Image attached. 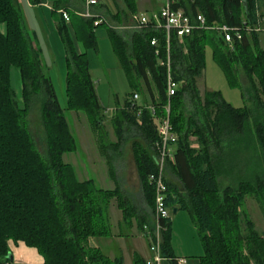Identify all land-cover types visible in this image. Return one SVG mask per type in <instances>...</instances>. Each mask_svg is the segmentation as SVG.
Returning <instances> with one entry per match:
<instances>
[{"label": "trees", "instance_id": "1", "mask_svg": "<svg viewBox=\"0 0 264 264\" xmlns=\"http://www.w3.org/2000/svg\"><path fill=\"white\" fill-rule=\"evenodd\" d=\"M195 1L180 0L178 7L192 15L203 14L211 24L220 22L240 27L243 38L232 50L221 36L203 30L185 37L182 43L176 37L170 42L173 74L181 82V88L170 100V122L178 141L175 164L169 165L183 190L167 182V204L189 214L204 250L199 264H264V235L248 219L246 228L242 229L246 198L253 195L264 202V47L262 34L248 33L246 28L256 27L259 17L264 18V0ZM30 2L39 4V0ZM122 2L127 12L137 13L136 0ZM115 19L122 22L120 14ZM0 23L5 27L0 31V264L13 263L10 241L23 242L35 249L44 264H125L122 256L111 260L88 247L89 238L110 235L103 217L109 205L107 197L113 193L97 190L93 182L81 183L74 169L62 161L65 154L78 150L77 140L54 84L44 74L39 48L28 32L18 0H0ZM71 27L85 53H77L68 25L58 20L57 30L66 50L68 71L66 110L84 112L90 124L98 126L105 115L87 60L88 50L97 47L96 29L91 21L74 14ZM107 31L133 93L141 94L143 82L151 95L148 102L141 94L143 105L154 106L157 115L164 116L168 104L167 71L158 64L151 46L152 38L158 36L161 58L165 59L163 35L143 31L126 41L114 29L107 27ZM207 49H211L230 86L241 89L252 106L234 108L219 92L201 95L197 84L206 68ZM12 69L20 73L23 107L12 88ZM242 76L249 84L245 92ZM38 94L43 98L47 158L39 154L26 127L31 98ZM127 105L126 100L119 111L121 116L117 114L114 119V126L120 140L124 139L125 129L143 139L145 145L135 148V157L147 198L153 204L154 190L149 177L156 171L157 131L149 110H143L139 124L136 115L127 112ZM191 136H197L199 149H189L187 142ZM113 150L119 151L120 146ZM105 154L110 158L109 153ZM109 168L113 174V166ZM221 177H232L235 187L222 190ZM119 201L118 208L122 209L126 201L123 198ZM134 216L139 227L147 222L153 227L145 216ZM162 226V255L172 264H178L172 248L171 219L162 222ZM134 264H146V261L135 258Z\"/></svg>", "mask_w": 264, "mask_h": 264}, {"label": "rangeland", "instance_id": "2", "mask_svg": "<svg viewBox=\"0 0 264 264\" xmlns=\"http://www.w3.org/2000/svg\"><path fill=\"white\" fill-rule=\"evenodd\" d=\"M102 1L106 4H112L111 0ZM114 2L115 4H117L116 6H120L123 10H126V6L122 2V0H113V3ZM158 4L154 5L156 10L160 6V4ZM113 8L114 5L112 7V12L116 13L117 10H115V8L113 10ZM127 14L130 13L127 12ZM132 16L133 14H130L128 19L124 17L123 21L125 22L121 23H118L115 17L112 18L108 16L109 18H107V20L114 25L122 24L125 27H131ZM27 17L28 19L26 18V16L24 17L26 27L29 30L28 32L31 35L34 44L37 46V48H39L44 74L53 82L59 103L62 109L65 110V116L68 120L72 133L77 140L78 150L75 153L65 154L62 161L65 165H70L74 169L77 179L81 183L93 182L97 190L113 193V195H109L107 197L109 200V205L107 207V210H105L106 214L103 217L105 225L109 229L108 232L110 233V235L107 237H111L113 234L114 236L118 235L116 229L112 232L109 210L113 203H115L118 208L120 198H123V200L125 199L126 201V205L123 206V208L121 207L122 209L118 208L122 212L121 219L123 222H135L136 220L134 215L138 214L141 216H145L148 221H152L153 227L148 225V222L146 223V225L144 224V226L148 225L150 231L154 230V201L153 204L149 203V200L147 198V190L141 178L135 157V148L138 145H145L143 139L139 136V134H135L134 131H127L125 129V136L123 138H126V141L124 142L123 146V155H121L122 157L120 156L116 162L117 164H121L120 166L123 169L119 170V178L120 180H125L127 182V190L130 193H126L127 195L125 196L121 187L120 189L117 188L111 191L107 190L106 187L108 186L103 184L102 185L104 188H99V186H101L99 182L103 179V177L105 181L107 180L108 169L106 167L107 156L105 152L112 153L110 144L119 140L114 126V119L117 114L121 116L119 111L121 112L122 108L125 105V101L130 95L133 94V88L130 85L124 67L115 54L113 42L109 37L107 27L101 26L100 28L96 29L95 34L97 37V47L95 49H90L87 52L89 74L91 75L96 89L98 101L104 109L105 115L101 116L100 125L95 126L90 124L89 119L84 112L66 110V77L68 72L66 66V50L58 35L57 29L54 25L49 24H44L45 26H41L36 19L31 20L29 14H27ZM53 18L55 21L59 20L57 16H54ZM116 32H118V34H120L126 41H130L131 36L135 34L133 29L116 30ZM261 38L264 39V32L262 33ZM262 46L264 47L263 44ZM228 49L232 50L229 47ZM11 74L12 88L16 94L17 100L19 101V103H21V107H23V87L20 73L17 69H12ZM241 83L243 85L244 92L246 91V89H249V84L245 76L241 77ZM197 85L202 96L206 92H219L224 97V99L234 108H244L252 106L249 97L244 96V93L241 89L230 86L225 74L213 59L211 49H207L206 51V68L203 76L198 80ZM140 90L141 94L144 95L146 101L150 102L151 95L147 91V88L145 87L143 82H141ZM141 94L140 104L143 103V96ZM31 99V109L26 118V127L31 133L32 138L34 139L39 154L43 158H47L48 137L43 124V98L42 95L38 94V96L35 95ZM192 138H194V136H191L189 138V141L187 142L189 149H197L195 144L196 139ZM133 168H136L135 170H137L136 172H138L137 175L132 174ZM165 170L166 171L164 172V174L166 176V180L168 181L170 179L172 180V182L173 180L177 181L174 186L178 187L182 191V184L177 175L174 174L171 166L167 165V168H165ZM94 181L97 183V186L95 185ZM138 181L143 187V195L141 196L140 200H135V198H137V193L133 188V185H136ZM232 181V177H221L219 183L222 190L228 187H233L234 184ZM115 192H118V194ZM130 196L131 202L128 200V198L130 199ZM124 209L126 211V214H123ZM124 215L125 217L127 215V219L124 218ZM171 218L173 220L175 219V215L173 212L171 213ZM179 218L176 221V225L178 228L177 232L181 236L185 231L180 227V225H182L180 222V219L182 217L180 219ZM246 219L254 224L255 230L257 232L264 235V202L258 200L253 195H249L246 198L245 205L242 209L243 230L246 228ZM144 226L142 228L140 227V229L142 231V234L145 236ZM183 228H185L184 225ZM96 238L99 237H95V239ZM92 239H94V237L89 238L88 247L92 250H97L96 248H93L90 243ZM192 241L187 240V236L179 239L178 237H176L175 246L181 251V253L190 255H195L196 253L201 252L204 253L200 239L195 237ZM19 243L15 244L12 241L8 243L12 255V245H18ZM102 254L110 258L111 260H114L118 257L107 256L105 252H102ZM34 257L35 262H37L38 264H44V259H42L39 254L34 253ZM190 260L193 261V258H190ZM127 263H129V258L127 260Z\"/></svg>", "mask_w": 264, "mask_h": 264}, {"label": "built area", "instance_id": "3", "mask_svg": "<svg viewBox=\"0 0 264 264\" xmlns=\"http://www.w3.org/2000/svg\"><path fill=\"white\" fill-rule=\"evenodd\" d=\"M188 1L191 3L195 2V0ZM158 2L160 6L157 11L150 14H133L131 17V27H125L122 24H111L106 16L94 11V8L99 5L98 0H83L84 9L78 14L79 17L91 21L95 29L101 26H107L115 31L123 29H133L134 33L152 31L155 35H163V40L166 45V56L165 59H162L160 39L156 36L151 40V46L155 49L158 64L165 67L167 71L166 91L168 104L164 109L165 115L158 116L155 107L152 105L144 106L143 103L140 104V94L137 92L128 97V105L126 106L127 112L136 115L139 124H141L140 117L143 110H149L158 135V140L154 145L156 171L149 177V183L154 190L155 226L152 231L149 230L148 226H144L145 236L149 240L150 251V257L146 260V264H163L167 260L162 255V233L164 230L162 222L171 219L172 209L167 204L169 188L164 172L167 165L175 164V146L178 141V136L173 131L170 122V100L177 95L181 88V82L176 81L173 74L170 42L173 37H176L182 43L185 37L202 30L218 34L230 48L243 38V30L240 27L221 25L219 23L209 24L202 14L192 15L187 13L184 8L178 7L180 0H158ZM59 14L67 25L71 24V16L66 10L60 9ZM263 22L264 18L259 17L258 25L254 28L247 26V32L262 34L264 32V28L262 27ZM185 263V260H180V264Z\"/></svg>", "mask_w": 264, "mask_h": 264}, {"label": "crops", "instance_id": "4", "mask_svg": "<svg viewBox=\"0 0 264 264\" xmlns=\"http://www.w3.org/2000/svg\"><path fill=\"white\" fill-rule=\"evenodd\" d=\"M98 1H99V5L94 8V11L101 13L107 18L109 17L114 18L117 14L118 15L120 14L122 22H125L123 21L124 17H126L127 19L129 18L130 14H127V11L123 10L120 6H116L117 4H115V2L113 3V0H111L112 4H106L102 0H98ZM136 1L138 5L137 12L139 13L150 14L154 11H157L154 5L158 4V0H136ZM18 4L20 8L22 9V11L24 12L23 13L24 17L26 16L27 19H28L27 14H29L30 19L31 20L36 19L41 26H45L44 24H49V25H54L56 29L58 27V21H55L53 17L57 16L59 20L62 19V17L59 14L60 9L66 10L70 14V16L72 14L78 16V14L82 12L84 9L83 0H39L38 5H33L30 2V0H18ZM113 5H114L115 10H117L116 13L112 12ZM68 27H69L70 35L74 42V47L77 53L78 54L85 53L84 47L78 42H76L75 40L71 24L68 25ZM4 30H5L4 25L0 23V31L3 32ZM261 43L264 45V39L262 38H261ZM192 139H196V142H195L196 148L199 149L200 144L197 141V136H194V138ZM125 141H126V138H124L123 140H120L119 138L117 142H113L110 144V147L120 146V150L115 151L113 150V148L115 147L111 148L112 153H109L110 158L108 157L109 159L107 158V161H106V167L108 169L107 170V180L105 181L104 177L102 176L103 179L99 182V184H101L99 188L100 187L104 188L103 185H106L108 186L106 187L107 190L113 191L117 188L120 189L121 187L123 194H125L126 196L127 195L126 193H130L127 190V182L125 180H120L118 173H119V170H123V169L120 166L121 164L116 163L119 157L123 155V146H124ZM175 151H176V147H175ZM108 161L109 162L111 161L112 164H108ZM110 165L113 166V174H111L110 172V168H109ZM135 169L136 168H133V172H132L133 175L138 174V172H136L137 170ZM167 182L171 186H174V184L177 181L173 180L172 182V180L169 179ZM94 183L97 186V183L95 181ZM174 187L178 188L176 186ZM133 188L135 189L137 193V198H135V200L136 199L140 200L141 196L143 195V191H142L143 187L141 183L138 181L136 185H133ZM172 193L173 192L171 191L170 193L171 196L175 198L174 193L173 194ZM128 200L131 202V196H130V199L128 198ZM171 209L173 213H174V210L177 209L175 219L173 220L171 218V222H172V228H173L172 248H173L176 258L178 259L177 260L178 264H180V260H185L186 261L185 264H199L200 263L199 258L204 253L202 252L196 253L195 255L181 253V251L175 246L176 237H178L179 239V238H183L184 236H187V240H190V241H192L195 237L199 239L197 232H196V228L194 227L189 214L186 211L179 209L178 207H175V208L172 207ZM121 215H122L121 210L117 208V205L115 203H113L109 210V217H111L110 225H112L111 227L112 232L116 229L118 235L114 236L113 234L111 237H99L96 239L94 238L90 241L92 247L96 248L97 250H100L103 253L105 252V254L110 257H116V256L121 257L122 256L125 260V264H134L135 258H140L146 261L150 257L148 238L142 234V231L138 225L137 219H135L136 223L135 222L125 223L122 221ZM179 217L180 218L182 217V218L180 219ZM178 218L180 219V222L182 224L180 225V227L185 231L181 236L177 232L178 228L176 225V221L178 220ZM183 225L185 228H183ZM12 250H13L12 252H13V259H14L13 264H38L37 262H35L34 253L38 254V252L35 249L28 248L23 243H19L18 245L13 244ZM128 258H129V263H127ZM190 258H193V261H191ZM163 264H172V263L170 260H166Z\"/></svg>", "mask_w": 264, "mask_h": 264}, {"label": "bare ground", "instance_id": "5", "mask_svg": "<svg viewBox=\"0 0 264 264\" xmlns=\"http://www.w3.org/2000/svg\"><path fill=\"white\" fill-rule=\"evenodd\" d=\"M196 2V1H195ZM203 15V14H202ZM259 15V14H258ZM208 22V21H207ZM209 24H211L210 22H208ZM217 23V22H216ZM220 23V22H219ZM258 23H259V21H258ZM222 25V24H221ZM228 25V24H227ZM258 25V24H257ZM230 26V25H229ZM235 27H237V26H235ZM199 32V31H198ZM249 33V32H248ZM161 36V35H160ZM158 37V36H157ZM174 38V37H173ZM161 43V42H160ZM163 43V42H162ZM166 46V45H165ZM171 48V47H170ZM162 50H165L164 49V45H163V49ZM164 52V51H163ZM171 52V51H170ZM172 58V57H171ZM167 168V167H166ZM166 171V170H165ZM166 177V176H165ZM151 229V228H150ZM163 235V234H162ZM148 241V240H147Z\"/></svg>", "mask_w": 264, "mask_h": 264}, {"label": "water", "instance_id": "6", "mask_svg": "<svg viewBox=\"0 0 264 264\" xmlns=\"http://www.w3.org/2000/svg\"><path fill=\"white\" fill-rule=\"evenodd\" d=\"M177 213V209L174 210V215H176ZM14 259L12 258L11 261H13Z\"/></svg>", "mask_w": 264, "mask_h": 264}]
</instances>
